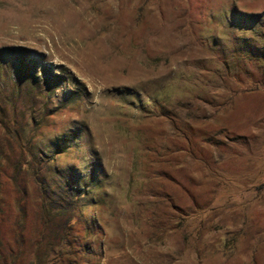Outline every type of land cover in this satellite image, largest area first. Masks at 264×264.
I'll return each instance as SVG.
<instances>
[{
  "label": "rangeland",
  "instance_id": "1",
  "mask_svg": "<svg viewBox=\"0 0 264 264\" xmlns=\"http://www.w3.org/2000/svg\"><path fill=\"white\" fill-rule=\"evenodd\" d=\"M0 264H264V0H0Z\"/></svg>",
  "mask_w": 264,
  "mask_h": 264
},
{
  "label": "trees",
  "instance_id": "2",
  "mask_svg": "<svg viewBox=\"0 0 264 264\" xmlns=\"http://www.w3.org/2000/svg\"><path fill=\"white\" fill-rule=\"evenodd\" d=\"M14 64H15V62H14ZM34 81H35L34 77L32 76V78L30 80V82H31L30 84L34 85ZM42 148H44V147H42ZM42 148L40 150L41 153L44 152V149H42ZM28 152L33 158H37L36 157V152H34V150H32V151L29 150ZM58 152L62 153V152H66V150L58 151ZM40 160L42 161L43 167L47 171V173H45V175L43 177H41V178L38 177V179H37L38 183L40 185V189H42L46 193V191L49 188L50 184L51 185L59 184V186L67 185L69 189H72L71 186H70L71 184L69 183L68 179L62 178L61 180H59V179H55V177H53V172H55V173H59V172H58V170H55L56 167H53V164H52L51 160H46V158L43 155H40ZM24 163L27 165V167L31 165L30 162H24ZM93 177H92L93 181H96V179H94ZM95 186L99 187V183L97 181H96V185ZM88 192H89L88 189L87 190L85 189L84 191H82L80 194L77 195V198H86L88 196V194H89Z\"/></svg>",
  "mask_w": 264,
  "mask_h": 264
}]
</instances>
